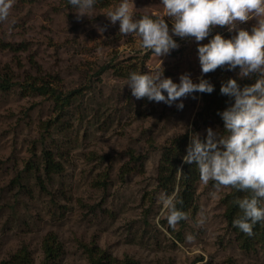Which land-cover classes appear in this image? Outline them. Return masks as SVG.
I'll list each match as a JSON object with an SVG mask.
<instances>
[{"label":"rangeland","instance_id":"rangeland-1","mask_svg":"<svg viewBox=\"0 0 264 264\" xmlns=\"http://www.w3.org/2000/svg\"><path fill=\"white\" fill-rule=\"evenodd\" d=\"M121 2L97 0L95 17L77 21L68 0H14L0 22V82H9L0 87V264L22 246L36 264H92L90 248L110 264H264V231L247 240L226 215L245 193L205 185L200 174L182 202L189 219L168 225L160 198L178 200L181 186L159 185L164 149L186 133L188 143L209 127L225 133L215 119L196 123L202 93L182 110L132 96L131 72L163 71L177 83L182 73L194 82L202 73L193 38L174 37L179 48L159 59L135 34H120L104 14ZM128 3L135 18H165L171 28L161 0ZM224 32L214 27L201 43ZM27 83L74 93L61 105ZM46 151L58 171L46 169ZM48 237L58 255L43 263Z\"/></svg>","mask_w":264,"mask_h":264},{"label":"clouds","instance_id":"clouds-1","mask_svg":"<svg viewBox=\"0 0 264 264\" xmlns=\"http://www.w3.org/2000/svg\"><path fill=\"white\" fill-rule=\"evenodd\" d=\"M13 3L14 0H0V22L8 20ZM68 3L76 9L77 21L95 17L97 0H68ZM161 3L171 28L165 18H135L128 0H122L104 15L112 25L119 22L120 34H135L143 49L159 59L179 48L174 37L193 38L198 45L202 76L199 82H194L189 73H182L177 83L164 76L163 71L131 72L125 85L138 100L146 98L182 110L185 98H195L197 92L214 91L213 84L203 76L218 68L228 71L238 68L240 79L256 77L254 83L243 87L231 77L221 84V94L229 98L228 106L218 112L226 135L211 127L206 129L203 139L199 133L191 135L182 163L177 167L183 172V165L195 164L205 185L211 181L217 189L227 187L246 193L233 201L240 215L232 223L246 236H252L254 226L264 222V0H161ZM250 20L256 21L251 31L239 27ZM217 26L226 27L234 35L225 38L217 33L208 43H201ZM104 30L106 26L100 29ZM160 199L170 227L175 229L181 220L189 219L187 213L177 208L179 201L175 195L162 194Z\"/></svg>","mask_w":264,"mask_h":264},{"label":"trees","instance_id":"trees-1","mask_svg":"<svg viewBox=\"0 0 264 264\" xmlns=\"http://www.w3.org/2000/svg\"><path fill=\"white\" fill-rule=\"evenodd\" d=\"M234 33L224 32L223 36L225 38H230ZM217 72L214 74L211 72L206 74L205 79H207L210 83L214 86V91L210 94L202 93L203 105L201 109L197 112V119L196 123H199V120L205 121L207 123V119H215L223 129V121L221 117L218 115V112L223 111L228 106L229 98L225 95H222L220 92L221 84L227 81L228 78H236L238 84L243 87L246 84L253 83L254 78H244L240 79L238 76L228 74L224 69L218 68ZM8 80H3L0 82V87L7 88L8 87ZM43 86V85H42ZM26 87H30L43 93L48 92L50 95H53L57 101H60L61 105L66 104L69 101V98L74 93V91L64 94L62 91H58L56 88L53 89L50 86H45L44 88L39 87L37 88L33 83H27ZM223 133L225 131L223 130ZM226 135V133H225ZM188 134H184L183 136L179 137L175 144L166 147L164 149L160 166H159V175L158 181L160 187L168 191H173L175 189L176 183L179 182L181 186V190L178 194L177 208L183 211L186 206L182 205L183 201H187L189 197L192 195V187L194 181L199 176V170L195 164L193 165H183V172L178 170V166L181 165V157L186 152V146L188 145ZM203 139V138H201ZM45 167L48 170H59V164L54 161L50 152H45ZM179 176V181H178ZM241 192L235 193L238 195ZM246 195V193L244 194ZM235 198V196H234ZM235 200V199H233ZM184 203V202H183ZM228 220L230 223L233 222V219L236 218L239 213L238 207L231 202L229 208L226 212ZM233 224V223H232ZM235 228V227H234ZM254 228L259 230L261 236H263L264 231V222L257 223ZM253 228V229H254ZM237 231L239 230L238 228ZM240 231V230H239ZM241 232V231H240ZM248 236H246V239ZM248 240V239H247ZM44 252H45V261L54 259L58 255V247L56 246L55 239L52 237H48L44 240ZM89 255L92 264H110V260H106V256L104 253L96 254L93 248L89 249ZM109 261V263H108ZM1 264H36L35 260L31 256L29 249L27 246H22L20 250L10 259L3 260ZM113 264H130V259H123L122 261L114 260Z\"/></svg>","mask_w":264,"mask_h":264},{"label":"built area","instance_id":"built-area-1","mask_svg":"<svg viewBox=\"0 0 264 264\" xmlns=\"http://www.w3.org/2000/svg\"><path fill=\"white\" fill-rule=\"evenodd\" d=\"M245 29H247V28H245ZM248 30V29H247Z\"/></svg>","mask_w":264,"mask_h":264}]
</instances>
